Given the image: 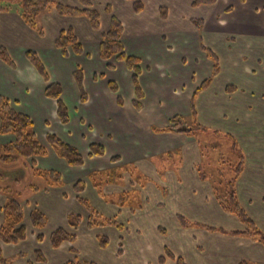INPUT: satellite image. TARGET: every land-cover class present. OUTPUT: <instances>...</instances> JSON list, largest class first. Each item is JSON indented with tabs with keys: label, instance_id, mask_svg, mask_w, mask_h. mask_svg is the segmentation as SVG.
<instances>
[{
	"label": "crops",
	"instance_id": "0c3cea01",
	"mask_svg": "<svg viewBox=\"0 0 264 264\" xmlns=\"http://www.w3.org/2000/svg\"><path fill=\"white\" fill-rule=\"evenodd\" d=\"M54 1L82 7L79 0ZM141 1L144 10L137 13L133 2L129 0H92L94 8L100 12L99 31L92 29L88 18L62 17L56 9H52L39 18V25L45 31L42 37L27 26L18 11L0 12V47L8 51L14 63V67H11L0 59V96L7 98L16 111L31 118L35 135L47 150L44 157L35 156L25 160V168L30 171L32 178L37 176L35 170L39 169L56 171L64 179V185L60 188L47 187L45 180H39L40 190L32 196L29 194L27 199L24 197L21 202L25 212L24 223L28 227L27 239L17 245L0 243L5 258L8 256L7 253L5 255L6 250L11 256L29 254V257L17 259L16 264H68L76 260L78 255L81 264L87 261L95 264H162L160 258L166 249L175 256H181L186 264L192 263V255L195 262L204 258L214 264L251 261L264 263V245L252 238L234 234L245 230L241 221L220 207L212 185L201 180L196 172L202 156L197 139L185 133H160L154 130L169 127L174 116L190 118L195 102L198 105H195V111L200 112V103L204 105L205 97L207 108L218 112L223 119L228 120L230 117L236 124L252 122L254 117L248 118V110L252 111L256 105L255 99L247 103L242 101L245 96L241 95V89L236 84L223 85L219 91L222 98H217L218 101L209 98L218 79L227 70L221 67L227 55L223 53L224 49L232 47L229 50L232 52L229 55L232 57V73L239 74L248 67L255 69L257 65L253 64L257 62L264 64V0H218L213 6L201 7L194 6L193 0ZM109 6L113 11L110 15L106 13ZM112 15L123 23L122 41L127 54L141 61V74L138 77L141 98H138L133 82L134 73L128 69L127 64L115 57L110 61L101 58L102 37L110 30ZM194 20H203L201 31L193 23ZM65 29L74 31L82 44L83 54H75L69 49V55L64 57L56 47L55 40ZM219 45L221 48H218ZM216 48L220 49V53ZM31 50L38 54L45 65L51 82H57L63 88L62 99L69 110L67 125L59 118L57 101L45 95L46 80L27 58L26 53ZM212 55L219 59L220 72L212 79L209 87L199 91L202 84L213 76ZM241 57H247L250 61L244 62ZM77 67H81L84 75L85 100L74 76ZM110 82L118 86L117 93L111 91ZM230 86L235 87V90L229 92L227 89ZM119 97L123 99L122 105L118 102ZM232 98H241L239 111L218 104ZM257 100L261 102L260 107L264 106V95ZM136 101L140 103V109L135 107ZM235 102L238 103V100ZM221 107L226 113H223ZM252 114L257 116L258 113ZM49 134L76 147L85 159L84 164L79 167L69 166L63 158L57 156L47 140ZM14 140L12 135L0 136L2 145ZM92 143L105 148L104 156L90 155ZM174 153L182 155L181 164L166 171L167 182L162 185L169 190L165 195L155 183L144 190L138 184L141 179L129 173L122 175V183L124 185L126 178L127 188L116 185L118 182L111 181V178L107 179L112 171L121 173L128 167L141 168L151 178H157L154 160H171ZM18 165L23 167V162ZM251 165L250 161L248 166ZM255 165L251 172L247 170L248 166H244L242 176L250 175L246 178L241 176L236 187L241 206L264 231V197L260 194L249 196L247 191L253 193L255 185L264 188L263 175L259 174L263 170L258 167L261 165ZM94 173H98L101 179L93 178ZM82 180L85 182L82 197L104 217L121 223L119 228H89V213L78 202V194L74 191V185ZM102 180L104 183L101 185ZM135 183L143 190L144 199L149 201L147 196L148 191H151V195L158 198L157 201L135 212L106 199L111 195L127 194L130 189H137ZM6 201V195L0 192V224ZM254 201H257L258 206H255ZM27 204L30 208L28 214ZM34 208H39L47 217L46 227L42 230L36 231L31 226L30 213ZM79 214L82 223L77 230L72 229L69 217ZM145 215H151L148 216V222H153L149 230L140 222ZM180 217L189 221L187 227L181 224ZM130 219L134 220L133 225ZM224 219L235 225L231 233L225 229L220 231L205 227L206 224L221 223ZM146 225H150V222ZM61 227L76 233L78 239L73 244L66 242L54 249L50 235ZM167 227H174L172 236ZM162 228L165 235L159 232ZM39 233L44 235L43 241L36 238ZM173 236L170 243L184 249L191 248L192 254L173 252L168 242L165 248H159L156 253L149 249L156 240L163 243L165 238ZM101 237L108 239L107 248L100 247ZM200 238L214 242L210 243L211 247L207 244L204 247L205 243H200ZM74 248L76 253L73 252ZM213 250L217 255L210 258L209 254ZM38 251L42 252L45 262L35 260ZM84 254L88 260L83 261ZM164 264L175 262L166 259Z\"/></svg>",
	"mask_w": 264,
	"mask_h": 264
},
{
	"label": "trees",
	"instance_id": "16d2710c",
	"mask_svg": "<svg viewBox=\"0 0 264 264\" xmlns=\"http://www.w3.org/2000/svg\"><path fill=\"white\" fill-rule=\"evenodd\" d=\"M133 2L134 9L137 13L144 10V4L141 0H129ZM218 0H193V5L196 7H201L202 5L213 6ZM79 3L82 7H72L66 4L56 2L54 0H0V12H9L11 10H16L20 13L22 20L27 24V26L32 28L38 33L39 36H44L45 31L39 25V18L42 14L56 9L58 14L62 17H75L83 16L88 18L92 29L99 31L101 26V17L99 10H96L93 6L92 0H79ZM164 9H162V14L164 16ZM112 8L109 6L106 8V13L108 15L112 14ZM198 30H202L204 24L203 20H194ZM124 33L123 23L116 17L112 15L110 30L103 35L102 42L100 45V55L104 61H110L112 58H116L121 62H125L130 71L134 73L133 82L136 86L137 96L141 98V91L138 84V77L141 74V61L138 57H133L127 54L124 49L122 35ZM56 47L63 53L64 57L69 55L68 51L71 49L75 54H83V47L80 41H78L77 36L74 31L71 29H65L62 31L57 39L55 40ZM27 58L30 63L37 69L41 77L47 82L45 95L57 101V111L61 122L64 124L69 123V110L67 109L63 99L62 93L63 88L60 84L51 82L50 77L47 73L45 65L39 59L38 54L34 51H28L26 53ZM213 59V76L211 79L205 81L202 84L199 91L205 90L212 84V79L220 72L219 69V59L212 55L210 56ZM0 59H2L9 66L14 67V63L11 60L8 51L4 47H0ZM75 79L77 84L81 88L82 98H85V92L83 87L84 75L81 67H77V70L74 72ZM111 91L114 93L118 92V86L113 82L109 83ZM229 92L235 90V87H228ZM120 105L123 104V99L118 98ZM135 107L141 108L140 103L136 101L134 103ZM193 105V103H192ZM195 105L192 108V116L195 115ZM196 117V116H194ZM190 124V119L181 116H174L171 120V125L164 129H154L157 132H178L182 134L192 135L195 130L207 131L205 127H202L197 121L196 118ZM1 135H12L15 140L10 144L2 145L0 144V162L7 165L16 164L20 160L30 159L35 156L44 157L47 155V150L39 141L37 135L34 132V123L31 118L24 113L16 111L12 106L10 101L0 96V136ZM49 145L52 146L57 156L63 158L68 165L70 166H82L84 164V157L80 154L79 150L72 146L64 143L58 136L49 134L47 136ZM233 148L236 149L234 145ZM105 148L99 144L92 143L90 146V155L95 156H104ZM240 161L232 165V172L235 173V176L232 178L231 182H225V189L223 191L215 190L214 195L223 209L238 218L242 225L244 226V231L234 232L235 235H240L247 238H252L256 241H259L264 245V231L259 228L255 220L249 216L246 209L241 206L239 195L237 194V187L235 183L243 174V169L245 166V160L243 153L240 154ZM35 174L39 177H42L46 181L47 187H59L64 185V179L60 173L53 170H35ZM100 176V175H99ZM34 190H40L38 187H33ZM85 182L79 181L74 185V191L78 194V202L84 205L89 213L88 224L89 228L93 229L96 227H107L114 226L120 227L121 223H117L115 220L110 218H105L96 208L90 204V202L82 197L83 192L85 191ZM0 192L6 195L7 201L2 208L3 221L0 224V243L6 245H17L21 242H24L28 237V227L25 225V212L22 203L18 198H14L12 190L10 187L1 188ZM19 195V194H18ZM127 195L120 196L121 200H125ZM31 226L36 230H42L46 227L47 217L39 208L32 209L30 213ZM73 217V218H72ZM69 225L73 228H78L82 222V218L76 215L69 217ZM180 222L183 226L187 227L189 221L180 217ZM159 232L165 235L163 229H159ZM38 241L44 240V235L39 234L36 237ZM78 236L76 233H70L65 228L61 227L53 231L50 235V243L54 249H58L62 244L68 242H76ZM100 247L107 248L108 239L106 237H101L99 239ZM74 248L73 252L76 253ZM166 259H171L175 264H186L185 260L181 256L173 255L168 249L165 250V254L160 258V262L164 264ZM35 260L40 262L44 261V256L41 251L35 253ZM0 264H9L7 258L4 257L2 248L0 246ZM68 264H80L79 262H68ZM95 264V263H89ZM240 264H250L242 262Z\"/></svg>",
	"mask_w": 264,
	"mask_h": 264
},
{
	"label": "rangeland",
	"instance_id": "374dc122",
	"mask_svg": "<svg viewBox=\"0 0 264 264\" xmlns=\"http://www.w3.org/2000/svg\"><path fill=\"white\" fill-rule=\"evenodd\" d=\"M218 48H221L219 45ZM216 48L217 52L220 53V49ZM232 48L231 46L227 48L226 50H223V53H227L225 59L223 58L221 67L225 69V74L221 79H218L219 82L216 85L215 88H213L211 96L209 99L213 98L214 100L218 101L217 98H222L220 97L222 95L221 92V87L223 85H227L228 83H234L239 88L241 89V95L245 96L242 98V101H245L246 103L249 102L251 99H255L254 102H256V105L252 108L251 110H248V118L252 119V122L248 124H244L243 122L236 124L233 122V120L229 117V119H223L220 117L221 115H218V112L216 111H211L209 108H207V98L205 97L203 104L202 102L200 103V112L197 111L194 116H189L190 118V124L195 121L194 119L196 118V121L202 126L207 129V131L203 130H195L193 132V136L195 139L198 141V145L200 146V151H201V159L196 167V172L200 175L201 180L206 181L208 184L212 185V190L215 192V190H219L220 192L225 189V182H231L232 178L235 176V173L232 172V165L236 162L240 161V157L243 153L244 160H245V166H248V164L252 163L251 167L248 166L247 170L251 172L257 165L255 163L261 165L258 166L259 169L263 170V172H260L259 174L263 175L264 179V106L260 107L261 102H258L257 100L260 96L264 95V64L262 62H257L253 64L255 67H248L245 68L241 73H232L233 68L230 69L231 63H232V57L231 55L232 52L229 50ZM244 59V62L250 61L247 57H241ZM253 60V59H252ZM228 66V67H227ZM37 70V69H36ZM234 74V75H233ZM226 83V84H224ZM124 98L128 99V96H125ZM228 100V99H227ZM238 100V103L235 101ZM233 102L234 104L230 103ZM241 98H232V100H228L226 103L222 100L218 104L220 106L226 107V108H233L238 110V108L241 106ZM196 105V102H195ZM198 107V105H196ZM223 110V108L221 107ZM223 113H226L225 110H223ZM239 111V110H238ZM257 114V116H254V114ZM184 116V115H183ZM181 115V117H183ZM218 118H221V120H218ZM230 120V121H229ZM229 121V123H226ZM229 124V126H227ZM252 126V128H250ZM241 130V131H240ZM254 131V133H253ZM253 134V135H251ZM251 135V136H250ZM253 138V139H252ZM236 146V149H238L240 152L236 151L233 146ZM174 157L171 160H167L166 158H162L160 160H154V163L157 168V175L158 177L151 178L152 176L149 175V173H145L142 171L141 168L137 169L135 167H128L125 168L124 172H111L110 175L107 177V179H110L111 181H117L118 183L116 185L119 186H126L128 187V184L126 183V178L124 180V185L122 183V175L124 173H129L134 177H138L139 180L138 184L141 188H144L146 190L148 185L151 184H156V186L159 188L158 190L162 192V194L165 195V193L169 190L167 186L162 185L163 182H167V175L166 171L168 169H175L178 165H180V160L182 158V155L179 153H174ZM57 155V154H56ZM26 159H22L18 161L16 164L12 165H7L3 164L0 162V189L1 188H6L10 187V190H12L14 198H18L20 202L24 200V197L26 199L34 193L36 194L38 190H34L33 187H38L40 189V183L42 182L43 178L39 176H34L33 178L31 177V173L29 170L25 168L26 165ZM29 160V159H27ZM19 162H23V167L21 165H18ZM249 162V163H248ZM21 167L22 169L18 168ZM178 170V169H176ZM261 170V171H262ZM250 174H244L242 177L246 178ZM93 178L101 179L98 173H94ZM243 179V178H242ZM103 180L101 181V185L103 184ZM138 184H134L137 189H130L127 194L125 193H118L117 195H111L108 196L106 199H109L111 201H114L115 203L121 204V206L128 207L131 209V211L138 212L140 211L142 206H147V205H152L153 202L157 201L158 198H156L154 195H151L152 192L148 191V196L147 199H144L142 197V192L140 187H138ZM131 185V184H130ZM238 185V182L235 183V186ZM250 189V188H249ZM102 191V190H100ZM248 191V195L251 196L255 194H260L263 195L264 197V188L258 187L255 185V189L253 188V193L250 190ZM19 194V195H18ZM30 194V195H29ZM127 195L125 200H121L119 197L123 195ZM104 196H106L104 194ZM111 197V198H110ZM255 203L257 201H254ZM259 203V201H258ZM126 204V205H124ZM260 204V203H259ZM264 205V203H262ZM262 204L261 207H262ZM29 204H27V214L29 213ZM255 206H258L256 203ZM33 208V207H32ZM260 209V207H258ZM78 217H81V214L76 215ZM124 215H122L123 217ZM151 216V215H148ZM148 216H144V219H141L140 222H143L144 226L149 230L150 227L153 225V222H150V225H146L148 222ZM73 218V217H72ZM106 218V217H105ZM132 219V218H131ZM130 219V223L133 225L135 222L134 220ZM136 221V220H135ZM82 223V222H81ZM169 226V225H168ZM259 226V223H258ZM80 227V225H79ZM206 229L207 228H213L215 230H220L225 229L227 230V233H231L230 231H234L235 225L228 221L227 219H224L221 221V223L216 222V223H211V224H206L205 225ZM74 228V227H73ZM72 228V229H73ZM259 228H261L259 226ZM163 229V228H162ZM169 234L172 236L174 234V227H167ZM263 230V228H261ZM77 230V228H75ZM40 234V233H39ZM175 236L171 238H165L163 243L159 240H156V243H154V246L149 247L151 251L154 253L159 250V248H165L166 242L171 244V247L173 248V252H179L185 253L188 252L189 255L192 254L193 250L191 248L184 249L182 246L178 245H173L172 243V238L174 239ZM200 243H205L204 247H206V244L210 246V243L214 242L211 240V242L208 239H202ZM205 240V241H204ZM259 242V241H258ZM192 247V246H190ZM31 248V246H30ZM134 249V248H133ZM197 252V251H196ZM9 264H16L17 259H22L24 257H29V254H21V255H12L9 253L8 250H6L5 255ZM205 254H207V251H205ZM208 255V254H207ZM207 255H202V257H206ZM217 255L214 250L212 254H209V257L212 258L213 256ZM76 256V255H75ZM19 257V258H18ZM78 259V260H77ZM77 259L74 260L75 262L82 261L79 257L77 256ZM88 260L87 256L84 254L83 261ZM72 261V262H74ZM192 263L191 264H214L213 261L210 259H204L201 258L199 261L194 260L193 255L190 260ZM90 262L87 261L86 264H89ZM251 264H264L261 262H255L251 261ZM81 264V263H80Z\"/></svg>",
	"mask_w": 264,
	"mask_h": 264
}]
</instances>
